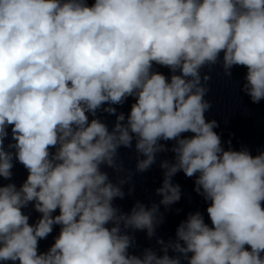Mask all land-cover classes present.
Masks as SVG:
<instances>
[{
    "label": "clouds",
    "instance_id": "1",
    "mask_svg": "<svg viewBox=\"0 0 264 264\" xmlns=\"http://www.w3.org/2000/svg\"><path fill=\"white\" fill-rule=\"evenodd\" d=\"M222 51L226 74L245 66V92L253 103L264 100V0H0V177L12 176L13 154L3 146L8 125L16 141L9 147L29 172L19 189L0 187V261L181 264L171 248L188 264H264V152L224 150L217 122L204 115L211 105L199 70ZM153 62L181 74L168 81L151 71ZM128 96L137 102L126 124L123 114L111 132L99 119L88 122L86 113ZM186 132L195 135L180 138ZM130 133L146 157L137 163L141 172L165 150L159 140L177 142L175 163L161 165V204L180 200L171 178L181 170L197 177L196 191L211 201L213 227L190 214L162 256L128 254L133 240L121 223L151 237L158 206L137 203L119 214L112 201L124 192L100 170L116 166L118 148L131 147ZM32 201L42 213L35 225L21 211ZM54 225L62 226L59 236L38 254Z\"/></svg>",
    "mask_w": 264,
    "mask_h": 264
}]
</instances>
